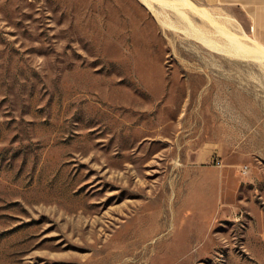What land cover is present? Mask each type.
Listing matches in <instances>:
<instances>
[{
  "label": "rangeland",
  "instance_id": "1",
  "mask_svg": "<svg viewBox=\"0 0 264 264\" xmlns=\"http://www.w3.org/2000/svg\"><path fill=\"white\" fill-rule=\"evenodd\" d=\"M142 2L0 0V264H264V54Z\"/></svg>",
  "mask_w": 264,
  "mask_h": 264
},
{
  "label": "bare ground",
  "instance_id": "2",
  "mask_svg": "<svg viewBox=\"0 0 264 264\" xmlns=\"http://www.w3.org/2000/svg\"><path fill=\"white\" fill-rule=\"evenodd\" d=\"M142 1H143L142 3H144V5H146V7L151 10V12L160 20V22L162 24H166L168 22H167V20H165L163 18L165 15L162 17L161 13L155 9L154 1H156L157 3L159 2V4L160 3L164 4L163 6H166L167 8L169 7L184 22V24L187 27L188 32L193 31V29H195V31H196L195 35L196 36H200L202 34L201 32L204 31V28H201V29H203L202 31L200 30L201 32L200 31L197 32V30L199 28L196 29V27L194 26L193 21L191 19V15L189 12L201 15L203 18H205L206 20L211 22L212 28L214 29V35L219 34L220 35L219 38L223 37L219 41L222 43L223 47H220L218 49L222 54L229 55L231 57L236 58L237 60L239 59V60H245V61L250 59V58L255 57L256 53L264 54V46L255 42L243 30L242 31L240 30L241 34L233 32L227 26L222 25L223 23L221 24L220 20L218 21L217 17L212 15V13H210L207 9L199 7L198 5L193 3L191 0H142ZM162 4L160 6H162ZM166 16H167V14H166ZM205 33H207V32H205ZM198 34H200V35H198ZM189 35H191V34H189ZM203 37H204V35H203ZM206 37H209L208 34ZM206 37H204V38L198 37V38L204 44H206L207 47L217 48L215 45H212L216 41L215 42L213 41V43H211L212 38L208 39ZM194 38H195V36H194ZM215 38H217V37H215ZM199 39H197V41ZM217 43H218V41H217ZM262 56H264V55H262ZM255 58H257V57H255Z\"/></svg>",
  "mask_w": 264,
  "mask_h": 264
},
{
  "label": "crops",
  "instance_id": "3",
  "mask_svg": "<svg viewBox=\"0 0 264 264\" xmlns=\"http://www.w3.org/2000/svg\"><path fill=\"white\" fill-rule=\"evenodd\" d=\"M206 8L245 12L248 36L264 46V0H200Z\"/></svg>",
  "mask_w": 264,
  "mask_h": 264
}]
</instances>
